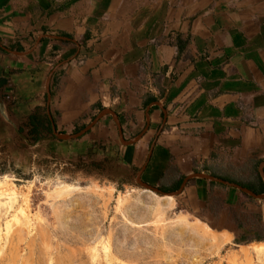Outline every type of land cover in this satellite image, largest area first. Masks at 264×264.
I'll return each mask as SVG.
<instances>
[{
  "label": "crops",
  "instance_id": "crops-1",
  "mask_svg": "<svg viewBox=\"0 0 264 264\" xmlns=\"http://www.w3.org/2000/svg\"><path fill=\"white\" fill-rule=\"evenodd\" d=\"M0 102L137 177L108 189L264 242V0H0Z\"/></svg>",
  "mask_w": 264,
  "mask_h": 264
},
{
  "label": "rangeland",
  "instance_id": "rangeland-1",
  "mask_svg": "<svg viewBox=\"0 0 264 264\" xmlns=\"http://www.w3.org/2000/svg\"><path fill=\"white\" fill-rule=\"evenodd\" d=\"M6 115L15 123V114ZM38 116L26 122L21 117L19 127L15 123L34 144L28 146L0 115V190H15V206L29 216V224L2 235L0 264H264L263 254L254 249L260 243L225 246L228 238L178 223L176 210L166 208L162 223L155 224L158 194L134 183L108 189L109 180L133 181L135 174L113 161L92 158L95 152L76 145L78 130L56 138L43 126V114ZM34 123L37 129L30 135L39 137L37 142L27 136ZM68 136L73 138H64ZM63 186L72 193L46 199V192ZM118 194L127 197L126 218L115 212ZM7 217L2 210V224ZM256 222L255 217V239L264 241V227ZM101 241H109L108 253Z\"/></svg>",
  "mask_w": 264,
  "mask_h": 264
},
{
  "label": "bare ground",
  "instance_id": "bare-ground-1",
  "mask_svg": "<svg viewBox=\"0 0 264 264\" xmlns=\"http://www.w3.org/2000/svg\"><path fill=\"white\" fill-rule=\"evenodd\" d=\"M70 192L72 193L71 188L68 186L56 187L53 190L46 192L45 196L46 199L57 201L60 200L62 197L64 198ZM126 199L127 197L122 194H118L115 198V207H114L115 212L123 218H126L125 216L127 210L125 209V206H123ZM156 200H157L156 201L157 205L154 210V217H155L154 223L159 225L163 221L162 217L165 213V209L171 208L173 206V197L171 195H164V197L157 196ZM16 201H17V192L15 190L12 189L9 191L0 190V214L2 210H5L6 214H8V217L5 219V222L3 224L1 223L0 220V241L3 238L2 235H4L5 237L10 236L13 233L14 227H20L29 224V216L28 213H26L27 210L23 209L22 206L16 207L15 206ZM177 222L185 226H188L190 224L189 222H187L185 217L179 215L177 216ZM196 225L198 227H201L205 232H209V229H207L206 226L205 227L201 226L199 225V223H196L195 226ZM101 245H102V249H104V251H107L108 253V251L110 250L109 241H101ZM95 249L96 248H94V250ZM254 249L257 250L258 254L261 253L264 256V243L255 245Z\"/></svg>",
  "mask_w": 264,
  "mask_h": 264
},
{
  "label": "water",
  "instance_id": "water-1",
  "mask_svg": "<svg viewBox=\"0 0 264 264\" xmlns=\"http://www.w3.org/2000/svg\"><path fill=\"white\" fill-rule=\"evenodd\" d=\"M0 115H1L2 119L5 120V121H6V122L12 127L13 132H14L16 135H18L19 137H21V138L27 143L28 146H33V145H34V144L29 143V142L26 140V138H25V137L19 132V130L17 129L15 123H14L11 119L8 118V116H7L6 113H5L4 105H3L2 102H0ZM83 133H84V131H82L81 133H79V134H77V135H75V136H73V137L77 138V137L81 136ZM55 137L58 138V139H59V138L62 139V137L57 136V135H55ZM73 137L68 136V137H64V138H65V139H70V138H73ZM145 188H146V190H149V191H151V192L160 193V192H158L157 190H155L154 188H151V187H148V186H145ZM245 192H247L248 194L254 196L255 198H259V199H263V198H264V194H262V195H253V194H251L249 191H245ZM160 194H162V196H164V195H171V196H173V195H176L177 192H176V193H169V194H164V193H160Z\"/></svg>",
  "mask_w": 264,
  "mask_h": 264
},
{
  "label": "trees",
  "instance_id": "trees-1",
  "mask_svg": "<svg viewBox=\"0 0 264 264\" xmlns=\"http://www.w3.org/2000/svg\"><path fill=\"white\" fill-rule=\"evenodd\" d=\"M32 119H35V118H32ZM42 124V123H41ZM41 126V125H40ZM43 126H45L44 124H43ZM46 127V126H45ZM33 129V130H32ZM36 129H37V126H36V123H34L32 126H31V130L29 131V134H27V136L29 135V138H30V140L31 141H38L39 140V137L38 138H32V136L30 135V134H34L35 132H36ZM47 129L50 131V129L47 127ZM257 240H259V238L257 239ZM262 243H264V242H262Z\"/></svg>",
  "mask_w": 264,
  "mask_h": 264
}]
</instances>
